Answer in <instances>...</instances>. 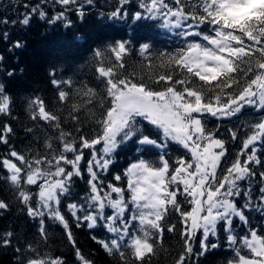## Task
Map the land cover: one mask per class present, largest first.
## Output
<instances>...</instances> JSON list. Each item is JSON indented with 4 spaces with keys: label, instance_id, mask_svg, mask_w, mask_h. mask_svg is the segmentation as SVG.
<instances>
[{
    "label": "snow or ice",
    "instance_id": "1",
    "mask_svg": "<svg viewBox=\"0 0 264 264\" xmlns=\"http://www.w3.org/2000/svg\"><path fill=\"white\" fill-rule=\"evenodd\" d=\"M48 2L41 0L42 4ZM51 2L64 11L48 17L41 5L25 4L26 9L31 7V12L25 11L18 20L5 19L0 23H18L26 28L38 15L50 26L62 22L63 27H71L72 21L67 19L66 13L78 0ZM86 2L91 4L93 0ZM129 3L130 0H118V6L107 14V19L130 28L142 20H153L169 30H178L177 35L184 38L185 46L175 52H154L151 43L139 44L140 57L150 64L158 59L162 67L168 65V70L147 81H137L131 74H117V67L126 68L125 56L135 51L131 47V36L97 47L92 55L104 93L99 99L98 116L87 108L97 95L94 89H77L80 95L88 97L84 108L95 117V135L90 138L77 128V135L72 136L62 126L60 117L47 109L43 99L29 97L26 110L30 118L44 121L57 135L45 140L49 151L44 155L29 156L9 148L0 156V168L7 172L3 179L27 216L33 221L39 220L42 239L48 236L45 216L64 228L75 249L77 264H93V261L76 247L68 219L60 207L63 199H68L67 211L76 227L106 229L110 235L105 239L96 236L93 239L108 255L118 254L120 264H151V257L156 255V242L163 238L165 226L169 233L178 231L177 224L171 222L173 213L180 218L179 235L184 242L174 264H192L194 257L196 264H200V257L207 258L220 247L209 238L217 236L221 226L229 249L238 256V260L234 257L229 264H264V236L251 226L247 216L250 211L264 214V159L256 147L257 143L264 144V117L246 123L248 131L243 134L242 147L222 171L228 139L219 137L218 130L209 131L202 119L205 114L234 117L245 105L264 111V0H192L191 10H186L189 6L185 0H138L141 10L131 14L125 9ZM76 14L83 21L82 7L76 8ZM205 24L214 27L207 33L199 31ZM2 36L7 40L9 33L5 31ZM189 37H199L200 42L189 41ZM23 47L25 42L16 40L9 51ZM109 53L114 56V63L106 66L104 61ZM184 72L203 83L199 88L192 87L194 80L184 79ZM8 75H14V70ZM49 75L59 101L66 102L69 93L61 85L72 87V81L56 79L55 71ZM73 110L70 119L78 123L79 116L75 113L82 110L81 106L73 104ZM0 115L11 116V97L5 94L2 84ZM33 131V128H25L26 133ZM11 134L13 129L9 124L0 126V143L7 145ZM227 135L236 141L240 138L239 129L229 128ZM53 139L59 142L58 149L53 147ZM161 139L180 145L191 159L180 156L173 164L163 152L158 158L149 159L145 155L147 151L165 147ZM130 144L137 145L139 155L123 174L127 179L126 198L123 187L111 182L105 186L102 174L114 163V154ZM83 149L91 150L86 169L89 191L79 201H73V178H83L80 166ZM68 153L72 154L71 158ZM257 167L261 169V186L259 196L253 198L251 187L246 190L241 182L251 184ZM123 178L119 173L114 176L117 182ZM180 196L184 197L183 202ZM241 197L243 205L237 202ZM109 208L111 215L106 213ZM8 209V202L0 200V212ZM236 219L247 228L239 239L234 225ZM197 233L201 234L198 251L192 243ZM12 236L11 231L0 235V246H10ZM241 248H247L252 258L240 254ZM16 252L20 254L18 264H66L62 257L38 254L31 244L26 249L18 247ZM28 252L37 254L26 255Z\"/></svg>",
    "mask_w": 264,
    "mask_h": 264
},
{
    "label": "trees",
    "instance_id": "2",
    "mask_svg": "<svg viewBox=\"0 0 264 264\" xmlns=\"http://www.w3.org/2000/svg\"><path fill=\"white\" fill-rule=\"evenodd\" d=\"M185 3L189 6L186 10H191L190 5L192 0H185ZM25 4L30 6L41 5L48 17L64 11V8L60 5H54L51 0L43 4L41 0H0V21L5 19L8 21L18 20L25 11L31 12V7L26 9L24 7ZM117 6L118 0H93L91 4H88L86 0H78V3L70 6L71 10L66 13L67 19L72 21V26L69 28L63 27L62 22L50 26L46 19L41 20L38 15L31 20L30 25L26 28L20 26L18 23L15 25L12 23H0V56L3 57L0 60V84L4 86L5 94L11 97V116L0 115V126L7 123L13 129V134L8 138L9 143L7 145L0 143V156L6 154L9 148H15L18 152L26 153L29 156H34L37 153L44 155L49 151L45 148L44 142L49 136H55L57 133H54L53 129L45 124L44 121L37 122L30 118L26 105L28 98L32 96H39L43 99L47 109L60 117L62 126L72 136L77 135V128H80L90 138L95 135L93 131L96 127L95 117L84 108L88 97L80 95L77 89L82 91L86 90V88L94 89L97 95L93 98L94 103L87 105V108L92 109L98 116L100 111L99 99L104 93L103 85L100 83L98 74L95 71L97 62L93 59L92 55L93 50L97 47L109 41L126 40L131 36L133 39L131 47L135 51H130L125 56L126 68L120 69L117 67V74H131L137 81H147L150 78H154L156 74L168 70V65L165 64L162 67L161 61L158 59H153L150 64L140 57L138 55V47L142 42H149L153 45L154 52L156 50L160 52H175L178 48L185 46L184 39L176 35L177 30H169L153 20H142L130 28L122 22H113L107 19V14ZM77 7H82L84 13L83 21L76 14ZM125 9L130 14L141 10L138 0H130V3L125 5ZM212 27L214 26L205 24L201 25L198 30L207 33ZM5 31L9 33L7 40L2 36ZM149 37L151 38L150 40L148 39ZM188 39L194 42L200 41L199 37H189ZM16 40L24 41L25 47L10 52L9 47ZM204 43L207 42L205 41ZM65 44L67 46L66 50L63 49L66 47ZM104 63L106 66H111L114 63V56L109 53ZM13 70L14 75L9 76L8 72ZM52 71H55L56 79H70L72 81V87L61 85V88L69 93L66 102L59 101L57 89L52 85V77L49 75ZM182 76L184 79L194 80V83L191 85L194 88H199L203 83L198 78L190 77L186 72L182 73ZM177 87L179 88L180 86L177 85ZM73 104L80 105L82 109L79 113H75L79 116L78 123L70 119V115L74 114ZM261 117H264V111L254 110L247 105L243 107L240 114L234 117L215 119L208 114L202 117L209 131L218 130L217 135L219 137H226L228 139L226 145L228 154L222 161L221 171L234 159L237 151L242 147L243 134L248 131L246 123L257 121ZM26 127L33 128L34 131L26 133ZM229 128L239 129L240 138L238 140L232 141L230 139V136L227 135ZM51 142L54 148L58 149L60 147L58 141L53 139ZM161 142L165 144L163 149H151L145 153L149 159L158 158L161 152L173 164L180 156L191 159L190 154L175 142L171 140L164 141L163 139H161ZM256 147L260 157L264 159V144L257 143ZM136 148L137 145L130 144L127 147L119 149L114 154V163L110 165L107 173L102 174L105 186L108 182H111L123 187L126 198L128 197L127 179L123 178V174L130 163L136 162V158L139 155ZM83 153L84 159L80 165L83 171V178H73V196L71 197L73 201H79L89 191L87 184L89 176L86 169L88 166L87 162L91 158V150L83 149ZM67 155L69 158L72 156L71 153ZM260 171L261 169L257 167L256 176L253 177L251 184L249 181L241 182L244 189L247 190L251 187L253 198L259 196V188L261 186ZM117 173L123 178L121 182L114 180V176ZM6 175L7 172L0 168V200H4L9 204L7 211L0 212V235L11 231L13 236L10 246H0V264H18L20 254L16 252V249L18 247L26 249L29 244L40 255L48 254L53 257H62L66 261V264H77L75 249L69 243L64 228L45 216V226L48 236L46 240L42 239L38 231L39 220L33 221L27 216L26 211L23 210V206L15 199L10 185L3 179ZM32 191H36L34 186L32 187ZM112 195L115 197L114 193ZM179 199L183 202L184 197L180 196ZM237 202L239 205H243L244 200L242 197L237 198ZM67 203L68 199H63L60 207L68 219L76 247L81 250L84 256L93 261V264H120L118 254L116 256L108 255L93 239V236L105 239L110 235L106 229L97 227L89 230L86 225L79 228L76 227L75 220L67 211ZM184 207L188 208V205L184 204ZM106 213L111 215L112 209H106ZM247 216L251 226L261 236H264V214L258 211H250L247 213ZM179 219L177 214H172L171 222L177 224L178 231L176 233H169L167 226H165L163 238L156 242V255L151 257V264H174L184 243L179 235ZM234 225L237 238L243 237L247 232V228L242 227L238 219L234 221ZM200 238L201 234L197 233L196 239L192 242L194 250H199ZM209 239L212 242L219 243L220 247L209 253L207 258L200 257V264H229V261L234 257L238 260L236 253L228 247L226 234L222 226L218 229L217 236L210 237ZM237 247H239V244ZM37 253L28 252L26 255H36ZM240 254L252 258L247 248H241ZM196 259L195 257L193 258L192 264H196ZM254 259L260 258L255 257Z\"/></svg>",
    "mask_w": 264,
    "mask_h": 264
},
{
    "label": "bare ground",
    "instance_id": "3",
    "mask_svg": "<svg viewBox=\"0 0 264 264\" xmlns=\"http://www.w3.org/2000/svg\"><path fill=\"white\" fill-rule=\"evenodd\" d=\"M84 32V31H83ZM37 35V34H36ZM51 36V35H50ZM56 36V35H55ZM100 37V36H99ZM73 38V37H72ZM65 46H66V44H65ZM90 46V45H89ZM64 47V46H63ZM66 48H67V46H66ZM79 49V48H78ZM61 50V49H60ZM66 50V49H65ZM71 50V49H70ZM62 51V50H61ZM74 51H75V48H74ZM59 52V51H58ZM72 52V51H71ZM49 54V53H48ZM57 54V53H56ZM68 54V53H67ZM73 55V54H72ZM74 56V55H73ZM53 57V56H52ZM61 57H63V56H61ZM76 57V56H75ZM140 61V60H139ZM70 99V98H69Z\"/></svg>",
    "mask_w": 264,
    "mask_h": 264
},
{
    "label": "rangeland",
    "instance_id": "4",
    "mask_svg": "<svg viewBox=\"0 0 264 264\" xmlns=\"http://www.w3.org/2000/svg\"><path fill=\"white\" fill-rule=\"evenodd\" d=\"M63 49H66V47H65V48H63Z\"/></svg>",
    "mask_w": 264,
    "mask_h": 264
}]
</instances>
